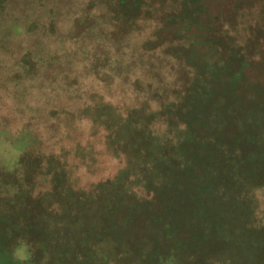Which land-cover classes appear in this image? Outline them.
I'll use <instances>...</instances> for the list:
<instances>
[{"label":"rangeland","instance_id":"1","mask_svg":"<svg viewBox=\"0 0 264 264\" xmlns=\"http://www.w3.org/2000/svg\"><path fill=\"white\" fill-rule=\"evenodd\" d=\"M171 1L136 90L83 79L44 132L0 75V264H264V0Z\"/></svg>","mask_w":264,"mask_h":264},{"label":"trees","instance_id":"2","mask_svg":"<svg viewBox=\"0 0 264 264\" xmlns=\"http://www.w3.org/2000/svg\"><path fill=\"white\" fill-rule=\"evenodd\" d=\"M147 3L149 0H42L40 3L36 0H0V75L6 79L4 85L7 87L6 83L14 77L15 89L25 88L29 85L25 82L29 81H36L33 87L39 88L31 99L27 92L21 96L24 110L16 117L23 124L15 132L16 135L22 131L29 136L39 128L44 132L45 117L52 113L59 116L68 113L70 109L65 93L72 100L77 99L81 92H88L78 86L83 79L92 78V81L100 82V75L106 74L115 83L112 84L113 89L110 83L101 82L100 85L109 90L125 95L136 90L135 82L142 80L140 68L144 66L143 57L148 55L147 50H141L158 40L156 35L162 17L173 16L167 9L170 5H157L161 19L158 21L156 16H152L157 20L153 24L155 31L143 37L144 23L149 21L147 12H144ZM166 9L169 13L164 12ZM47 17L51 19L49 23ZM37 21L43 29L40 33L31 30L32 23L37 24ZM140 61H143L142 64ZM80 65L84 68L83 72ZM66 90L73 94V98ZM1 91L12 93L7 88ZM93 94L102 97L106 106L115 105L110 97L98 92ZM41 97L48 98L46 111L42 109L45 106L36 101ZM74 113L72 110L68 115ZM74 190H71L72 193ZM76 238L61 237L57 242L65 243ZM48 243L51 242L42 240L43 245Z\"/></svg>","mask_w":264,"mask_h":264}]
</instances>
